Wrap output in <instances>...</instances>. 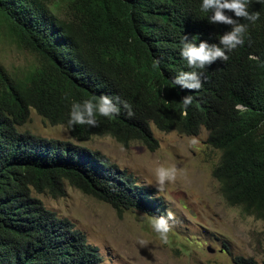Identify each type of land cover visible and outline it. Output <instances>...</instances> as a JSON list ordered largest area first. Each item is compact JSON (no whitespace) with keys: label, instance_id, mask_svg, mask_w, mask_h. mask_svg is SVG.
I'll return each instance as SVG.
<instances>
[{"label":"trees","instance_id":"trees-1","mask_svg":"<svg viewBox=\"0 0 264 264\" xmlns=\"http://www.w3.org/2000/svg\"><path fill=\"white\" fill-rule=\"evenodd\" d=\"M202 0H0V23L36 63L22 74L0 64V264H102L95 245L33 194L61 192L68 182L117 211L161 215L157 190L102 154L69 140L21 131L34 109L67 125L71 105L101 95L127 101L97 126L77 125V141L109 134L154 149L151 125L197 134L221 151L213 168L230 205L264 220V3L254 39L211 71L185 109L174 84L186 32L219 44L228 25L210 24ZM235 19L234 13H226ZM188 37V36H187ZM259 56V62L248 58ZM242 102L244 109H235ZM235 264H264L234 256Z\"/></svg>","mask_w":264,"mask_h":264},{"label":"rangeland","instance_id":"rangeland-1","mask_svg":"<svg viewBox=\"0 0 264 264\" xmlns=\"http://www.w3.org/2000/svg\"><path fill=\"white\" fill-rule=\"evenodd\" d=\"M55 2V0H52ZM65 5L67 0H56ZM33 55L17 46L0 23V63L16 74L35 63ZM63 124L51 125L31 111L20 130L38 136L74 140ZM157 139L154 149L139 141L124 145L110 135L84 142L112 163L132 172L143 184L156 187L155 168L176 166L174 182L157 195L162 214L170 210L174 222L167 242L151 227L145 210L117 211L109 203L63 183L61 192H33L57 216L70 220L95 245L102 264H234L233 256L263 259L264 221L229 205L212 174L220 152L206 142L207 132L184 134L151 126ZM74 142H76L74 140Z\"/></svg>","mask_w":264,"mask_h":264},{"label":"clouds","instance_id":"clouds-1","mask_svg":"<svg viewBox=\"0 0 264 264\" xmlns=\"http://www.w3.org/2000/svg\"><path fill=\"white\" fill-rule=\"evenodd\" d=\"M259 3H264V0H202L201 11L205 12V13H207V12L211 13V15L208 17V22L210 24H214V25H216V24L228 25V29H227V32H225L223 35L219 36V38H218L219 44H213L208 40L207 36L202 37L201 35H197L193 31L186 32L188 37L186 35L183 36V38L181 40L182 48H181L180 55L183 58L181 63H182V69L184 71L180 72L174 78L173 82L175 85L182 88L187 94L182 99V102H183L185 109H187V107L191 105L193 97L195 95H197L199 93V91L203 88L204 84L209 79V77L211 75V71L215 67V65L217 63H220V61H227L229 59V56L227 55L228 52L233 57L238 52V50H240L245 45L249 44L254 39V37L257 34L256 29L258 28V25H260L261 20H262V11L258 10L255 7ZM229 12L234 13L235 19L232 16L226 14ZM23 50H25V49H23ZM248 58L251 59V61H253V62H259V60H260L259 56L257 54H253V53H250L248 55ZM35 63H33V64H35ZM33 64H31L27 68V70L29 68H31L33 66ZM2 66H4V65H2ZM115 101L116 102H114V99L112 97H109L107 95H101L98 98L85 99L82 102H73L71 105V110H70L67 125L62 123V122H52L48 118L44 117L43 115L38 114L34 109L30 110L29 116L31 114V111H34L36 114L40 115L45 120H47L51 125L63 124L66 126L65 131H68L69 134L71 135L70 131L73 130L74 127L77 125H88L90 127H96L97 126V120H96L97 114L100 116H103V117H108V118H112L114 116L120 115V106H123V108L126 110V113L129 117H132L134 115V112L132 111L131 105L127 101H123L119 97H115ZM244 108H245V106L243 105L242 102L235 104V109L240 110V109H244ZM29 116L21 125L17 126L19 129H20V126H22L29 119ZM201 129H205V131L208 134V130L205 127L201 126L200 130ZM200 130H199V132H200ZM151 131H152V129H151ZM177 132H179V131H177ZM179 133H181V132H179ZM31 134H33V133H31ZM184 134H186V133H184ZM33 135L37 138L42 137V136H38L35 134H33ZM102 135H109V134H102ZM102 135H97V136H102ZM188 135H191V134H188ZM93 136H95V135H93ZM93 136H91L87 140L79 142L75 138H73L71 135V137L76 142H74V140H69V141L82 145V144H84V142L90 140ZM111 137H113V136H111ZM43 138H47V137H43ZM206 138H207V136H206ZM47 139H54V138H47ZM56 140H62V139H56ZM132 141H138V140H132ZM139 142H141V141H139ZM156 142H157V139H156ZM128 143H126V144H128ZM141 143L144 144L143 142H141ZM122 144H124V143H122ZM126 144H124V145H126ZM84 147L93 150L92 148L87 147L85 145H84ZM146 147H148V146L146 145ZM214 149H216V148H214ZM93 151H95V150H93ZM219 152H220V156H219V159H220L221 151H219ZM219 159H218V161H219ZM218 161H217V163H218ZM213 168H212V171H213ZM212 174H213V172H212ZM154 175H155V179H156V187H157L158 191H162L164 189V186L166 183L174 182L176 180L177 168L174 165L173 166H165L164 164H160L155 168ZM215 179L217 180L216 177H215ZM219 185H220V182H219ZM156 187L153 186V188H156ZM220 191H221V189H220ZM222 196H223V194H222ZM160 199H161V197H160ZM224 199H225V197H224ZM161 201H162V199H161ZM162 204H163V201H162ZM232 206H237V205H232ZM161 213H162V209H161ZM250 215H253V214H250ZM60 218H62V217H60ZM174 219H175L174 214L170 210H166L161 215H158V216L154 215L151 217V227L160 236V238L165 242H167L168 233L172 229V226H173L172 222H174ZM259 219H261V218H259ZM261 220H263V219H261ZM238 256H241V255H238ZM233 257H232V260H233ZM242 257H244V256H242ZM244 258H252V257H244ZM252 259H254V258H252ZM254 260H256V259H254ZM258 262H260V261H258Z\"/></svg>","mask_w":264,"mask_h":264}]
</instances>
